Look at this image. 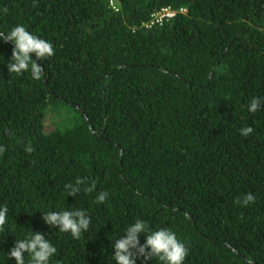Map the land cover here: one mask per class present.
I'll return each mask as SVG.
<instances>
[{
  "label": "trees",
  "instance_id": "trees-1",
  "mask_svg": "<svg viewBox=\"0 0 264 264\" xmlns=\"http://www.w3.org/2000/svg\"><path fill=\"white\" fill-rule=\"evenodd\" d=\"M115 3L0 0V32L22 25L55 52L32 54L40 80L16 76L0 38V264H16L8 252L32 232L56 247L50 264H116L113 245L137 219L175 232L184 264H264V107L247 109L264 101V0ZM167 6L186 12L143 26ZM77 178L95 190L68 196ZM249 193L254 203H236ZM76 209L91 218L79 240L42 219Z\"/></svg>",
  "mask_w": 264,
  "mask_h": 264
},
{
  "label": "clouds",
  "instance_id": "clouds-1",
  "mask_svg": "<svg viewBox=\"0 0 264 264\" xmlns=\"http://www.w3.org/2000/svg\"><path fill=\"white\" fill-rule=\"evenodd\" d=\"M0 38L5 42H12L14 48L10 61L7 63L9 73L21 76L25 72H31L35 80H40L44 73L43 68L36 62L54 56V48L51 42L36 35L31 34L22 25L14 26L7 34L0 32ZM32 54L36 60H33ZM264 107V101L258 97H253L247 109L250 113H256ZM241 135L249 136L253 132L252 127L242 128ZM6 151L0 145V155ZM26 152L34 151L32 145L25 149ZM85 179L77 178L75 184H66L65 191L68 196H77L82 190L91 193L96 188L93 181L90 186L85 185ZM107 192H99L96 196V203H104L108 198ZM255 202V197L251 193L246 194L236 203L244 206ZM6 206L0 208V232L5 230L7 223ZM42 219L50 227H56L61 232L70 233L74 239L79 240L83 232L89 229L91 218L85 210L76 209L72 211L43 213ZM140 234L145 235V243L141 244ZM114 256L116 264H136L137 258L143 257L145 260L155 258L161 264H184L188 255V248L181 242L176 233L167 228L152 230L147 222L137 219L132 225L126 228L125 234L115 241ZM57 249L51 242L45 239L40 232H32V235L24 239L17 240L15 246L8 252L9 258H14L16 264H25V254L30 258L29 264H50L51 258L56 254Z\"/></svg>",
  "mask_w": 264,
  "mask_h": 264
},
{
  "label": "built area",
  "instance_id": "built-area-1",
  "mask_svg": "<svg viewBox=\"0 0 264 264\" xmlns=\"http://www.w3.org/2000/svg\"><path fill=\"white\" fill-rule=\"evenodd\" d=\"M110 7L118 11V7L115 3V0H109ZM185 8L173 9L171 7H162L159 10L153 12L148 21H146L143 26L146 28H151L153 26H161L165 21L174 18L178 13H185Z\"/></svg>",
  "mask_w": 264,
  "mask_h": 264
},
{
  "label": "rangeland",
  "instance_id": "rangeland-1",
  "mask_svg": "<svg viewBox=\"0 0 264 264\" xmlns=\"http://www.w3.org/2000/svg\"><path fill=\"white\" fill-rule=\"evenodd\" d=\"M70 108H71L70 106H65V109L61 107V109H59L61 113L56 112V110L51 109L47 115V123L51 125L56 121H61L63 117L66 118L67 115L69 116V114L72 113Z\"/></svg>",
  "mask_w": 264,
  "mask_h": 264
}]
</instances>
